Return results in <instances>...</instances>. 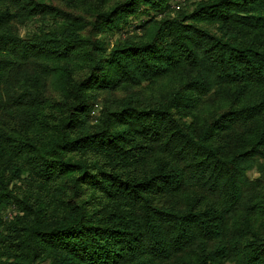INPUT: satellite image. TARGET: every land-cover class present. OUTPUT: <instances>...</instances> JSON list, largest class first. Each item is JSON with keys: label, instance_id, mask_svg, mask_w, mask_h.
I'll return each mask as SVG.
<instances>
[{"label": "trees", "instance_id": "trees-1", "mask_svg": "<svg viewBox=\"0 0 264 264\" xmlns=\"http://www.w3.org/2000/svg\"><path fill=\"white\" fill-rule=\"evenodd\" d=\"M0 0V264H264V0Z\"/></svg>", "mask_w": 264, "mask_h": 264}, {"label": "rangeland", "instance_id": "rangeland-1", "mask_svg": "<svg viewBox=\"0 0 264 264\" xmlns=\"http://www.w3.org/2000/svg\"><path fill=\"white\" fill-rule=\"evenodd\" d=\"M190 1H192V0H175L174 3H173V5H174V8H175V5H177V4H178L180 7H183V8H184V6H185V8H186V5H187Z\"/></svg>", "mask_w": 264, "mask_h": 264}, {"label": "built area", "instance_id": "built-area-1", "mask_svg": "<svg viewBox=\"0 0 264 264\" xmlns=\"http://www.w3.org/2000/svg\"><path fill=\"white\" fill-rule=\"evenodd\" d=\"M179 7H180V6H179L178 4L175 5V9H176V10L179 9Z\"/></svg>", "mask_w": 264, "mask_h": 264}]
</instances>
